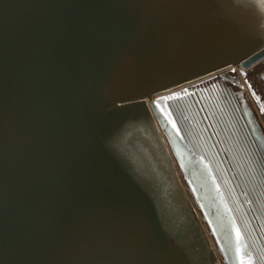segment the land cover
Returning <instances> with one entry per match:
<instances>
[{"label":"water","instance_id":"1","mask_svg":"<svg viewBox=\"0 0 264 264\" xmlns=\"http://www.w3.org/2000/svg\"><path fill=\"white\" fill-rule=\"evenodd\" d=\"M0 264H264V0H0Z\"/></svg>","mask_w":264,"mask_h":264},{"label":"snow or ice","instance_id":"2","mask_svg":"<svg viewBox=\"0 0 264 264\" xmlns=\"http://www.w3.org/2000/svg\"><path fill=\"white\" fill-rule=\"evenodd\" d=\"M148 99H150V98H148ZM153 104H154L156 107H159V105H156L155 102H153ZM236 235H237V237H239V232H238V231H237ZM237 251L239 252V249H238Z\"/></svg>","mask_w":264,"mask_h":264}]
</instances>
